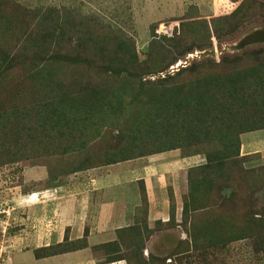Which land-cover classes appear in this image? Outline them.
Segmentation results:
<instances>
[{
    "label": "rangeland",
    "instance_id": "rangeland-1",
    "mask_svg": "<svg viewBox=\"0 0 264 264\" xmlns=\"http://www.w3.org/2000/svg\"><path fill=\"white\" fill-rule=\"evenodd\" d=\"M179 5L0 0V254L4 216L17 219L12 198L21 205L59 175L178 147L202 157L183 216L114 257L264 264V141L249 143L264 129L242 133L247 120L264 124V43H243L264 29V0Z\"/></svg>",
    "mask_w": 264,
    "mask_h": 264
},
{
    "label": "crops",
    "instance_id": "crops-1",
    "mask_svg": "<svg viewBox=\"0 0 264 264\" xmlns=\"http://www.w3.org/2000/svg\"><path fill=\"white\" fill-rule=\"evenodd\" d=\"M138 1L142 0H132L135 5ZM181 1L151 0V7L162 2L175 10ZM190 1L202 12L207 11L205 0ZM155 18L161 19L158 14ZM261 141L264 135L249 143L257 146ZM201 162V156H185L179 149L164 150L92 167L83 171V176L59 177L55 186L29 192L21 205L17 197L12 198L6 206L18 210L17 219L10 223L1 213L7 227L1 231L4 248L0 264H128V257L114 256L123 254L124 247L137 243L146 231L167 227L172 216L181 219L189 172ZM11 224L10 230L19 228L21 232L10 233ZM114 243L120 250L108 249ZM62 246L70 248L62 251Z\"/></svg>",
    "mask_w": 264,
    "mask_h": 264
},
{
    "label": "trees",
    "instance_id": "trees-1",
    "mask_svg": "<svg viewBox=\"0 0 264 264\" xmlns=\"http://www.w3.org/2000/svg\"><path fill=\"white\" fill-rule=\"evenodd\" d=\"M225 13H227V10H226V12ZM224 13V14H225ZM226 15V14H225ZM220 16H222V15H219V16H216V17H220ZM215 17V16H214ZM241 90V89H240ZM245 94L244 93H239V94H237V96H236V101L239 103V104H241V101H240V99L244 96ZM234 102V101H233ZM243 106H245V104H243ZM249 122V120H247L246 121V123L245 124H243L242 126H243V132L242 133H246V132H248V133H250V132H255L258 128L259 129H264V124L263 125H261V126H258V127H252V126H255L253 123H248ZM262 122H264V119H262ZM261 122V123H262ZM234 125V124H233ZM233 125H231V126H228L227 127V129L228 128H233L232 126ZM263 126V127H262ZM229 130V129H228ZM260 131V130H259ZM233 132H232V130H231V132H229L228 133V135H226L227 136V139H229L230 140V134H232ZM241 134V133H240ZM235 140V137H232V140ZM236 139L238 140L239 138H238V135H236ZM171 141L169 138H167V140L166 141ZM172 141H175V139H172ZM172 149H178V147H173V148H169V149H167V150H172ZM157 152H160V151H157ZM157 152H147V153H144V154H140V155H138V156H136V157H141V156H144V155H148V154H153V153H157ZM136 157H133V158H136ZM132 159V158H131ZM65 175H68V174H63V175H59L58 176V178L59 177H63V176H65ZM63 247V246H62ZM65 249H67L66 247H65ZM47 250V249H46ZM62 251H65V250H62ZM39 256V255H38Z\"/></svg>",
    "mask_w": 264,
    "mask_h": 264
},
{
    "label": "water",
    "instance_id": "water-1",
    "mask_svg": "<svg viewBox=\"0 0 264 264\" xmlns=\"http://www.w3.org/2000/svg\"><path fill=\"white\" fill-rule=\"evenodd\" d=\"M244 44H252V43H264V29L263 30H259V31H255L254 33H252L251 35L247 36L244 40H243Z\"/></svg>",
    "mask_w": 264,
    "mask_h": 264
},
{
    "label": "built area",
    "instance_id": "built-area-1",
    "mask_svg": "<svg viewBox=\"0 0 264 264\" xmlns=\"http://www.w3.org/2000/svg\"><path fill=\"white\" fill-rule=\"evenodd\" d=\"M5 211L3 210L1 213H4Z\"/></svg>",
    "mask_w": 264,
    "mask_h": 264
}]
</instances>
